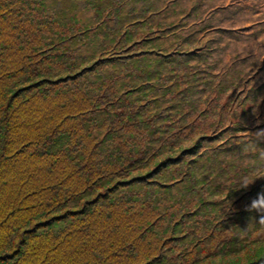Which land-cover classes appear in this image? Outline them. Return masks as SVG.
<instances>
[{
    "label": "trees",
    "instance_id": "16d2710c",
    "mask_svg": "<svg viewBox=\"0 0 264 264\" xmlns=\"http://www.w3.org/2000/svg\"><path fill=\"white\" fill-rule=\"evenodd\" d=\"M262 2L252 20L239 0H0V264H264V113L237 120L264 96ZM177 32L208 49L180 73ZM205 32L228 35L216 59ZM171 99L196 107L166 117Z\"/></svg>",
    "mask_w": 264,
    "mask_h": 264
},
{
    "label": "rangeland",
    "instance_id": "374dc122",
    "mask_svg": "<svg viewBox=\"0 0 264 264\" xmlns=\"http://www.w3.org/2000/svg\"><path fill=\"white\" fill-rule=\"evenodd\" d=\"M239 1H240V3L236 7H237V9H240L242 7L246 8V11L244 13L246 15L245 17H252V20H255V19L257 20V18H259V16L252 15V11L253 10H249V8L245 6L246 4L253 5L252 4V0H239ZM259 9H260L261 13H264V0H263L262 4L260 5ZM124 11H125V13H129V11L127 12V10H124ZM242 13H243V11L237 12L235 14L234 17L236 18V21H237V18L239 16H241ZM211 15H213V12L212 13H208L205 16H207L206 18H208ZM218 16L221 17V13H219ZM239 19H244V18L242 17V18H239ZM197 20H199V19H197ZM197 20H196V22H197ZM194 24L198 25L195 22H194ZM238 26L239 27H243V26H245V24L244 25H238ZM199 28H202V25ZM263 28H264V23L262 25V29ZM234 30H235V28H234ZM129 31H130V28H129ZM183 33H185V32H177L176 33V35L180 37V38L176 39V43H178V45L184 43V41L187 38V35H185ZM200 33H203V32H200ZM200 33H198V32L194 33L193 37L196 38ZM161 35H163V34L158 32L154 36V38H159ZM203 36H206L207 39H211L213 37V39H215V42H216L215 44L211 45L210 48H214L215 51L217 50L218 53L213 52L212 54L215 55V56L214 57H209V58L216 59L217 57H219L220 41L223 44V48L226 50V47H224L225 44L227 45V43H228V38H227L228 35L226 33L223 32V33H216V34L212 35L209 32H205L203 34ZM259 36H260L259 39L255 40V44L258 47H260L261 49H264V34H260ZM206 38H204V39H206ZM216 39L218 41H216ZM234 45H235V47H240L241 46V44L239 42H236ZM206 50H208L207 49V45L203 46V49H200V50H197V51L202 52V51H206ZM197 51H196V48H195V46L193 44H189L188 46H185V47L179 45V47L174 50V52L171 54L170 57L172 58L171 62H173L174 65L176 66L175 69L178 70L177 73H180L181 67L184 66L185 62L191 61L192 58H191L190 55L193 56V53H196ZM254 51H255L254 48H248L245 51H241V50L236 51L238 53V58L232 59V62H231L232 63V70L234 71V74H233V76H231L228 80H226L223 83L224 84L223 86H224L225 89L222 91V93H226V95H225L226 97L232 96V93L234 95V94H240L241 91H244V90L247 91V87L251 84V81H248V80H250L249 75L253 71L252 66H251V61L247 60V58L250 57L254 53ZM196 54H198V52ZM211 64H213V63H211ZM177 65H179V67H177ZM206 65H208V63H206ZM216 72L219 73L218 71H216ZM211 73H213V68L211 69ZM236 75H239V78H236ZM247 75H248V77H246ZM203 78L204 77H198V79H203ZM180 83H181V81H180ZM187 85H188V87H185L183 89V91H186V93H189L190 92L189 91V87H191L192 85H189V84H187ZM200 85L202 87L204 86V84H201V83H200ZM239 86L241 87V89L239 88ZM228 88H231L232 92H230L228 90ZM243 96H244L243 99H246V103H250V100H249L250 95L247 93L246 95L243 94ZM186 97L187 98L188 97L197 98L196 102L199 103V104H197V108H198V106L201 107L200 104L205 100V98L203 96H200V95L198 96V95H194V94L186 95ZM258 100H260V102L257 104ZM263 100H264V96L261 99H256V100L252 101L251 105L244 106L246 104V103H244V105H242V106L244 107L245 110H240L239 111L238 116H237V120L239 122L242 121L243 120V113H245L247 115V114H249L250 111H252V113H259V114L264 113V108H263L264 107V101ZM167 101H169L168 98H167ZM259 104L263 105L262 108H261V111L259 110V106H258ZM178 107L181 108V109H184L185 110L184 112L188 113L189 107H196V106L194 104H180L179 105V102H177L176 99H173V100L171 99L170 100V104L167 106V108H164L163 110H161L160 113H164L165 112V116L168 117L169 115L172 114V109L173 108H178ZM200 107L198 108L199 110L204 108V106L202 108H200ZM168 110H170V111H168ZM154 114H157V112H153L152 116H156ZM248 117L250 118V115H248ZM167 119H169V118H167ZM254 124H255L254 122L250 123V125H254ZM160 126H161V128H164L165 131H166V128L173 129V127L171 126V122L170 121L161 123ZM255 126L258 128L257 129L258 131H260L261 133H264V118H263V120L257 122L255 124ZM247 137H249V136H247ZM258 159H259L258 157L252 156V155H250V153H248L247 157H245L243 159H240L238 161H241L242 162L241 164H243L244 166H246L248 168H253V167H255V166H257L259 164L260 161ZM225 160H226V162H225L226 164L224 165V169L223 170L226 173L227 171L225 169V166L235 167L237 164H235L233 159L230 158V157H226ZM230 174H231V172H229V175ZM254 218L257 219L254 216V214H253L252 221H254ZM192 219L193 218L184 219V220H182V222H184V221L187 222V221L192 220ZM36 229H37V227H36ZM38 230L39 229L34 230L32 232L36 233V232H38ZM256 235L257 236L260 235V232L258 234H256ZM250 236L251 235H249L248 233H245L241 237V239L245 240V239H247ZM258 239L261 240V238H259V237H258ZM221 243L222 242L220 241L219 244H217L215 246V250L216 251L222 250V244ZM239 243H241V242H238L236 240L235 244H239ZM14 247L16 248V246H14ZM247 264H251V263H247Z\"/></svg>",
    "mask_w": 264,
    "mask_h": 264
},
{
    "label": "clouds",
    "instance_id": "9594fccd",
    "mask_svg": "<svg viewBox=\"0 0 264 264\" xmlns=\"http://www.w3.org/2000/svg\"><path fill=\"white\" fill-rule=\"evenodd\" d=\"M258 201L259 203L254 202L252 204V208L253 209H264V197L260 198Z\"/></svg>",
    "mask_w": 264,
    "mask_h": 264
}]
</instances>
